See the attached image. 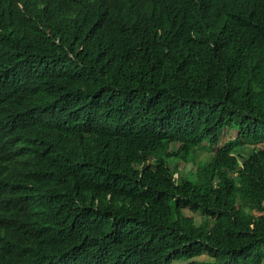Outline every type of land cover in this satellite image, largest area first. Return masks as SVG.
I'll use <instances>...</instances> for the list:
<instances>
[{"label": "trees", "instance_id": "trees-1", "mask_svg": "<svg viewBox=\"0 0 264 264\" xmlns=\"http://www.w3.org/2000/svg\"><path fill=\"white\" fill-rule=\"evenodd\" d=\"M175 262L264 264V0H0V264Z\"/></svg>", "mask_w": 264, "mask_h": 264}, {"label": "rangeland", "instance_id": "rangeland-1", "mask_svg": "<svg viewBox=\"0 0 264 264\" xmlns=\"http://www.w3.org/2000/svg\"><path fill=\"white\" fill-rule=\"evenodd\" d=\"M227 129L228 128L224 129L223 133L221 134L219 146L225 144L227 140L234 138V135H236V133H237L236 128H231V130H227ZM253 146L254 145L246 146V152H245L246 156L248 154L252 153ZM201 148H203V147H198L197 151L192 156L195 158V161L185 163L182 160L178 161L175 158H171L170 166H171L172 170L176 172V175H178V176L184 175V177H187L191 181L195 180V172H196L197 165L200 162L208 161L209 158L211 157V153H212V151L208 148L205 149V151H203V149H201ZM240 160L242 161L243 159H240ZM182 214L187 216V217H192L196 226H199L201 224V222L206 219L205 217H203L199 213L192 214L190 212L183 211ZM197 260L209 261L210 258L207 255H202V256L198 257ZM179 263L180 262H175V264H179Z\"/></svg>", "mask_w": 264, "mask_h": 264}]
</instances>
